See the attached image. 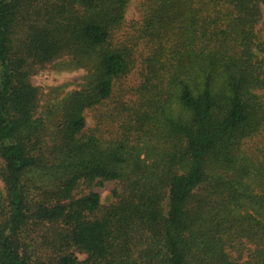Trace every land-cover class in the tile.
<instances>
[{
    "label": "trees",
    "instance_id": "1",
    "mask_svg": "<svg viewBox=\"0 0 264 264\" xmlns=\"http://www.w3.org/2000/svg\"><path fill=\"white\" fill-rule=\"evenodd\" d=\"M130 2L0 0V264H264V0Z\"/></svg>",
    "mask_w": 264,
    "mask_h": 264
},
{
    "label": "rangeland",
    "instance_id": "2",
    "mask_svg": "<svg viewBox=\"0 0 264 264\" xmlns=\"http://www.w3.org/2000/svg\"><path fill=\"white\" fill-rule=\"evenodd\" d=\"M140 15L137 0H131L125 15L126 21L138 19L141 17ZM256 28L259 39H263L264 15ZM72 63L70 58L59 59L30 77L31 83L39 88V112L44 113L47 105L59 103L69 92L85 85V77L88 75L92 63L88 60L81 61L78 64L74 61ZM259 94L264 96V90L259 91ZM91 124L92 122L89 120L88 125ZM114 187H116L114 181H103L94 183L92 190L99 194L100 202L107 205L113 200L111 190ZM0 192L4 193L1 180ZM84 257V254H78L80 260Z\"/></svg>",
    "mask_w": 264,
    "mask_h": 264
}]
</instances>
